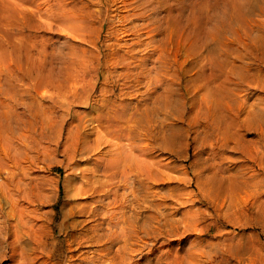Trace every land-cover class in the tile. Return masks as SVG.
I'll return each mask as SVG.
<instances>
[{
	"label": "rangeland",
	"instance_id": "374dc122",
	"mask_svg": "<svg viewBox=\"0 0 264 264\" xmlns=\"http://www.w3.org/2000/svg\"><path fill=\"white\" fill-rule=\"evenodd\" d=\"M21 1L9 0L12 19L0 20V36L5 33L9 41L5 60L2 41L6 37L2 41L0 37V194L5 195L2 200L0 195V264H34L31 260L42 264L39 252L32 253L30 244L27 254L20 251L10 258L6 247L12 238L9 225L18 220L21 207L31 216H26L27 220L38 215L53 220L46 228L56 241L50 263H81L75 259L79 252L70 251L78 247L79 238L73 237L77 239L72 243L68 232L74 219L81 220L77 214L72 218L80 201L72 195L80 183L76 174L90 162L80 155L75 162L70 160L65 139L73 119L83 118L90 129L95 124L89 119L98 115L92 108L114 97L107 91L110 98L105 99L93 84H88L89 88L79 86L76 92H82L81 97L77 93L71 96L72 62L90 58L99 48L102 65L98 85L102 84L110 70L107 66L113 67L109 63L111 52L121 44V40L115 41L124 38L122 44L127 46L134 41V35L123 30L126 22L119 19L133 12L140 13L134 23L137 27L131 24L140 33L136 48L142 55L131 66L141 64L148 71L132 87H126L122 79L119 82L116 75L110 79L118 81L108 82V87L117 88L116 93H132L128 101L139 102L142 116L152 118L156 126L149 127L148 133L147 123L142 121L130 140H122L125 150L119 155L125 159L121 164L139 163L144 172L145 165L152 163L157 177L152 189L157 193L155 200L165 203L159 215L167 214L159 217L160 224L152 222L159 227V235L151 240L144 234L136 257L148 252L150 243L155 244L154 251L140 264H148V260L156 264L159 258L158 264H178L179 260V264H250L254 248L264 252V213L251 207L247 200L253 199L247 188L241 187L257 168L264 167V163L260 165L264 162V0ZM2 4L0 0V9L5 8ZM1 10L0 16L5 11ZM87 12L96 20H89ZM148 27L147 32L141 30ZM145 51L149 54L146 59ZM129 142L140 150L138 157L127 156ZM15 199L22 202L16 205ZM6 201L13 202V207L5 205ZM19 229L23 240L18 243H35L26 237L28 242ZM203 251L212 262L201 261L198 254Z\"/></svg>",
	"mask_w": 264,
	"mask_h": 264
},
{
	"label": "bare ground",
	"instance_id": "6f19581e",
	"mask_svg": "<svg viewBox=\"0 0 264 264\" xmlns=\"http://www.w3.org/2000/svg\"><path fill=\"white\" fill-rule=\"evenodd\" d=\"M23 2H24V0H23ZM23 2L21 1V3H23ZM2 3H3L2 7L5 4V8L3 7V8H1L2 10L1 9L0 10L1 11L5 10V11L1 15L2 17L0 16V20H1V22L3 21L2 19H6V22L10 21V19H12V17H11V13H12L11 11L12 10H9V13H10L9 14L8 13L9 0H2ZM62 3H64V2L61 1V4ZM66 7L68 8V9L65 8L67 10L72 9V8H69L68 6H66ZM18 9L20 11V8H18ZM22 9H24V8H22ZM60 9H61L60 11L63 12L62 7H60ZM168 10H169V8H168ZM98 11H99V9H98ZM156 11H158V9ZM20 12H22V11H20ZM1 13L2 12H0V14ZM60 13H58V14L60 15ZM88 13L89 12H87V14ZM155 14H157V13H155ZM66 15H67V12H66ZM88 16L90 17L89 20H92L91 17H93V19L95 18L94 17L95 15L93 16L92 13H89ZM121 16L122 17H120L119 19L122 20L123 22H126V24H127V27L125 26V28L123 30H125V32H128V35H130V36L134 35V38H133L134 41H131L128 44V46L122 44V41H124V38H121V39L118 38L117 41H115V43H116V42H120L119 40H121V42H120L121 44L118 43V46L115 47V50L113 52H111L112 57H111V61L109 63L111 64V62H112L113 67H111V65L108 63L110 66H107V68L110 70H108L106 80L102 84L100 83V85H98L99 84L98 81L101 79V74H100L101 68L100 67L102 65V63H101L102 59H100V57H99L100 55L98 54L100 49L98 48L97 50L93 51L91 53V55H90V53L89 54L87 53L88 55L91 56L90 58H87V57L82 58L81 57V59L78 58L76 62H75V60H73L72 67H74V68L71 69L72 70V72H71L72 74L70 75L71 81H69L70 83L68 82L69 87L73 91V94L71 96H73L77 93L76 91L79 90V86H81L82 88L83 87L89 88V85L93 84L92 88H94L97 85L96 90L99 91L101 93V95L104 96V98L109 96V95L106 96L107 91H112L111 95L114 97V99H113V98H110V96H109L110 99H108L107 102H103L101 104H99V102H97V105L92 108V110L97 111V113L96 112L95 113L98 115L95 117H94V115H92L94 118L90 117L91 119H89V122L91 121V124H95L91 128L89 127L90 129L86 128L85 121H83V118H78L76 120H74L72 118L73 120L71 121V125H69V127L70 126L71 127L69 128L68 135L65 139L66 150L68 153V158L70 160L74 161V159H79V158H77V156L80 155V157L82 159H83V157H87L86 161L90 162V164H89L90 166L87 165V167L83 168L82 170H80V167H79V170H80L79 172H78V169L76 170L78 172L76 174V178H78L80 180V183L77 184V182H76L77 186L76 187L72 186V188L74 187L73 188L74 192L72 193V195L77 196V199L80 200L78 202L79 204L76 206V210L72 211L73 212L72 218H73V215L77 214V217L78 216L81 217V220L74 219L71 222L70 227H69L70 231L68 232V235L72 238L77 237V236H78L77 238H79L77 240L78 247H76L75 249H71L70 251H78L79 252L77 254V257H75V259H79V261L81 262L80 264H140L141 263L140 260H143V258H145V257L146 258L149 257L148 255L154 251L155 244L150 243V248H149L148 252L144 253L142 256L137 258L136 256H137V254H139V251L141 250L140 246H142V243H140L139 241L143 240L144 234L147 235V237L152 238L151 240H153V239L155 240L159 235V227H156L157 225L154 226L152 224V222L157 221V223L160 224L159 217L163 216V218H164V216L167 215L165 213H163V215H159V210H162V208L165 206L164 205L165 203H163L162 201L157 202V199L155 200V198H156L155 195L157 196V193L152 189L154 188L155 181H157V177L152 171L153 170L152 168L154 167V166L152 167V165H151L152 163L150 165H148V164L145 165V167L147 169L146 172H144V170L142 169V167L139 163L121 164L125 160V159L122 160L120 155H119L120 153H122V149H124V143H122V140L123 141H125V139L130 140V138H132V133L136 130H139V128L142 127V124H143L142 121H145L147 123V125L145 127H146L148 133L150 132L149 127L154 128L156 126L155 123L153 122L152 118H148L147 115H144V117L142 116L141 109H140L141 105L139 102L135 103L133 101H128L130 99V96H132L131 95L132 93L130 95H129V92H127V91H121L120 93H116L117 88L111 89L108 87V82H110V83H112L114 81L116 82L117 79L112 80L115 75L118 78L119 82H120V79L123 80V84L126 87H128V88L132 87L135 85L136 82L140 81V79L142 78L140 76L142 74L146 73V71H148L147 68H145L143 66L140 67L141 64L139 66H131V64L134 62L135 58L142 55V54L139 55L140 54L139 52H141V49L136 48L137 46L140 45V38H139L140 33L138 32V29L136 28L137 25L134 24L135 20L139 19L140 13L134 14V12H133V13H130L128 15H125V16L121 15ZM3 17H5V18H3ZM8 18H10V19H8ZM64 18H65V15H64ZM110 19H108V20H110ZM94 20H96V19H94ZM159 21H160V19H159ZM1 22H0V24H1ZM131 23H133L136 27ZM2 24H5V22H3ZM6 25H4V26H6ZM183 26H185V25H183ZM150 27H152V26L150 25ZM150 27L145 28V30H144V28H141V30L143 29V31L147 32L146 30H148ZM6 28H7V26H6ZM152 28H154V27H152ZM3 31H9V30L5 29ZM8 34H9V32H8ZM2 35H4V36H2L3 38L6 37L3 40V38L0 36L2 38L1 41L2 40L5 41V44L2 41V43H3L2 45L5 49V55H6L5 60H7L8 59V53H9V51H8V42L9 41H8V36L5 33ZM83 39H86V38H83ZM252 43H253V41H252ZM158 44H161V43H158ZM2 45H1V47H2ZM181 45H184V44L182 43ZM92 46H90V47H92ZM164 46H165V44H164ZM124 47L126 49H124ZM256 49H257V47H256ZM83 50H86V49H83ZM111 50H113V48ZM146 51L144 52L145 59H146V57H149V54ZM88 52H90V51H88ZM107 58L110 59L109 57H107ZM73 59H75V57ZM140 59H143V58H140ZM253 61H255V60H253ZM76 63H77V66H76ZM176 63H178V62H176ZM103 64H104V62H103ZM105 64H107L106 61H105ZM102 67H104V66H102ZM182 67H184V66H182ZM168 68L169 67H167L165 70H167ZM60 70L62 71L63 69H60ZM165 73L167 74V72H165ZM183 76H185V75H183ZM110 78H112V79H110ZM144 78H146V77H144ZM104 79H105V77L103 78V80ZM186 80H187V78H186ZM105 82H107V83L105 84ZM149 83H150V81H149ZM146 87H148L147 83H146ZM202 87H203V85H202ZM184 88H186V87H184ZM119 90H120V88H119ZM198 91H200V90L198 89ZM78 92H81V91H78ZM185 92H188V90ZM81 93H80V95H79V93H77V94L81 97L82 96ZM185 96H183V97L185 98ZM77 98H79V97H77ZM99 98H101V100L103 99L102 97H100V95H99ZM136 98H138V97H136ZM105 99H107V98H105ZM2 102H4V101H2ZM209 105H210V103H209ZM9 109L10 108L8 106V110ZM4 111L7 114L10 113L7 110H4ZM59 118H60V116H58L57 122L58 121L60 122ZM62 121H64V119ZM45 123H46V121H45ZM86 123H88V120ZM40 127H42V126H40ZM55 128H56L55 130H57V127H55ZM51 130H53V129H51ZM60 130H59V132H60ZM144 134H145V136L147 135V133H144ZM167 134H169V133H167ZM262 134H264V133H262ZM46 136H48V135H46ZM142 137H144V136L142 135ZM58 138L59 137H57L55 139H58ZM147 139H149V138L147 137ZM147 139H146V141H147ZM153 143H155V142H153ZM39 144H40V142H39ZM126 145L128 146L127 147L128 148L127 149L128 150L127 156L132 157V158L138 157L140 150H138L136 148V146L133 144V142L126 143ZM157 145H159V144H157ZM0 147H1V144H0ZM38 148H39V146H38ZM154 148H155V146L152 147V149H154ZM43 150H45V148ZM41 153H40V156H41ZM34 161H36V160H34ZM126 161L129 162L128 159H126ZM142 161H143V159H142ZM250 161H251V158H250ZM78 162H79V160H78ZM263 163L264 162L260 163V165ZM0 170H1V168H0ZM5 170H6V168H5ZM254 171H255V169H254ZM68 179H69V177H68ZM12 181H13V179H12ZM11 183H8V184H11ZM1 187H0V189H1ZM241 187L247 188V191H248L247 193H249V197L250 196L252 197L253 202L250 200V198L247 200L250 203L251 207H257L259 211L264 213V167L261 165V167L257 168V172L254 174H251L247 178V181H244L243 186H241ZM255 187H257V188L255 189ZM54 188H55V186H54ZM69 189H71V188L69 187ZM71 191H73V190H70V193H71ZM4 193H5V191H4ZM9 195L10 194H8V196ZM1 196H3V194ZM4 196L1 198V200L4 198ZM246 196L247 195H245V197ZM25 197L27 198V195ZM8 199H6V200H8ZM74 199H75V197H74ZM15 201L16 202H14V203L16 205H18L17 204L18 200L15 199ZM19 201H21V200H19ZM75 202H77V201H75ZM12 203L9 204L6 201L5 205L9 204L12 206ZM19 204H21V203H19ZM8 208H10V207H8ZM20 209H21V211H20L21 214L19 215L18 220H15L14 224L9 225L11 227V228L9 227V235H11L12 238H10L11 242H9L8 243L9 245L7 244L8 246H6V247H9V249H10V252H9V255L11 256L10 258H13L17 253L19 254L20 251H22V254H27V250H29L28 248H29V244H30V246H32V248H30L32 253L39 252V253H37V255L40 254L39 257L41 259H43L42 264H60L61 263L60 261L50 263L51 258L54 254V251H55L56 241L53 240V238H54L53 233L50 230H46V228L53 224V220L49 219V217L46 220L42 219L40 215H38L37 218H34V219L28 218V220H27L26 216H28V217H31V216L27 215L25 212V209H22V207ZM11 211L13 212V210H11ZM33 211H35V210H33ZM33 211H31V213ZM12 212H11V214H12ZM35 212L32 214L37 213V212L36 213ZM15 214H17V212L13 213V217L15 216ZM28 214H30V212ZM7 216H8V214H7ZM3 218H4V216H3ZM9 218L7 217V219H9ZM14 218H16V217H14ZM33 220H36L37 223L34 222ZM9 221H10V219H9ZM18 227H21L20 233H23L22 235H23V237L25 236V239H27L26 237H28L30 239V242L32 239L35 243H33V242L32 243H27V242L18 243V240H20L22 238V237L20 238V236H19L20 234L18 235V233H19ZM77 238H73L72 243L75 242L76 241L75 239H77ZM22 240H23V238H22ZM101 241H103V242L100 243ZM28 242H29V240H28ZM31 244H33V245H31ZM84 247L86 248V250L84 249ZM94 247H96V248H94ZM82 248L84 249V251H82ZM253 250L254 251L252 252L251 256H249V261H250L249 263L250 264H264L263 249L260 247H257V248H254ZM169 254L170 253H167V256H169ZM198 256L201 258V261H203V262L204 261L206 263L212 262V258H210L209 254L206 251H203L201 254H198ZM205 256L207 258H205ZM21 257H23V256H21ZM36 257H38V256H36ZM172 257H173V255H172ZM159 259L156 262V264H158ZM206 259H208V260H206ZM71 260L72 259H70V261ZM107 260H109V261L107 262ZM31 261L32 262L34 261V264L36 263L35 260H31ZM71 262H73V261H71ZM76 262H78V261H76ZM150 262L151 261L148 260V264H150ZM154 262H155V260H154ZM165 262L166 261L164 260V263ZM23 263H24V261H23ZM26 263H27V261H26ZM179 263H181L180 260H179L178 264ZM30 264H31V262H30Z\"/></svg>",
	"mask_w": 264,
	"mask_h": 264
}]
</instances>
